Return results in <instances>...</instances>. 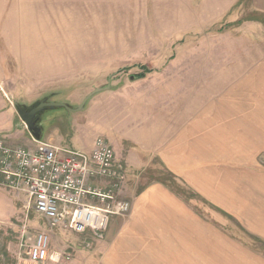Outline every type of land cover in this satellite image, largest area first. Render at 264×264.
<instances>
[{"label":"rangeland","instance_id":"rangeland-1","mask_svg":"<svg viewBox=\"0 0 264 264\" xmlns=\"http://www.w3.org/2000/svg\"><path fill=\"white\" fill-rule=\"evenodd\" d=\"M46 1L30 10L24 0H0V112L10 107L20 124L0 136L10 144L21 133L31 138L11 98L24 109L45 98L75 108L101 89L80 110L56 107L40 116L45 123L61 115L56 125L66 139L87 131L126 140L143 154L153 137L156 155L159 146L191 134L194 146L213 153L177 151L188 165L213 157L203 173L192 174L171 172L159 157L131 172L119 159L117 196L130 208L108 225L123 221V264H264V75L255 72H264V57L251 59L255 47L264 49V12L236 6L216 13L206 0ZM38 36L41 55L27 45ZM25 46L36 50L29 54ZM155 184L165 193L143 200ZM0 190L7 214L0 219V264H36L25 245L40 230L48 231L43 264L102 262L94 249L102 235L51 227L24 192ZM6 197L15 198L14 213ZM179 209L190 219L178 221Z\"/></svg>","mask_w":264,"mask_h":264},{"label":"built area","instance_id":"built-area-1","mask_svg":"<svg viewBox=\"0 0 264 264\" xmlns=\"http://www.w3.org/2000/svg\"><path fill=\"white\" fill-rule=\"evenodd\" d=\"M31 138L32 148L0 136V186L28 195L34 211L51 227L101 236L112 216L129 210L130 202L117 196L123 165L106 139L97 136L90 150H80ZM47 232L38 231L26 243L29 261H46ZM68 253L62 252L66 258Z\"/></svg>","mask_w":264,"mask_h":264},{"label":"crops","instance_id":"crops-1","mask_svg":"<svg viewBox=\"0 0 264 264\" xmlns=\"http://www.w3.org/2000/svg\"><path fill=\"white\" fill-rule=\"evenodd\" d=\"M45 1L46 0H37V1L36 0H24L26 4L25 7L28 6V9L30 10L33 9L34 7V4H32L33 2L34 3L40 2V5H42ZM51 1L53 2H51L50 4L53 5V4H60L58 3V1H63V0H51ZM205 2L213 3L214 8H213V5H210V9L211 11H214L216 13L219 11H224L226 9H234L236 6L238 7V9L242 8L243 6H250L251 10L253 11L264 12V0H206ZM47 11L52 12L53 7L47 9ZM249 22H255V21L251 20ZM36 28L38 29V33H41L39 32V30H42V26L38 25L36 26ZM35 34L37 33L35 32L34 35ZM30 36H32V34ZM44 43L45 42L42 41L40 36H38L36 41L30 40L27 45L31 47L37 45L38 46L37 48H39L40 49L39 51H41L39 52V54L41 55L43 53L42 45ZM53 44H57V43H52L51 45ZM256 44L257 43H254V45ZM261 44H264V41L261 43L259 42V45ZM29 46H25V49H26L25 51L31 54L32 51L33 50L35 51L36 49H30ZM258 52H256V47H255L253 55H251L252 60H256L258 56L264 57V49H261ZM255 72H257L258 76L264 75V72H261V70H255ZM217 109L219 108H211V110H215V111ZM13 112L14 110H12L10 107L8 108L6 105L3 107L2 111L0 112V131H3V130L6 131L7 129H10V128H14V129L20 128V124L18 123V121L13 120L14 117L12 119ZM58 116H61V115L49 116L52 119L51 121L49 118L47 121L45 120V123L43 121L42 126L43 124L44 126L42 130L41 140L46 141L50 144H55L59 146L66 145L74 149L90 150L92 148L95 137L92 138V135H87V131H86L84 135L85 137L82 138L83 137L82 136L80 138L81 133L77 131L76 133L80 135H77V136L72 135L67 139L66 137L63 138V133H62L63 131H61V127L56 125V122H57L56 118ZM210 119L213 120L212 118ZM160 126L161 125H159L158 127ZM124 128L126 129V124L123 122V130ZM18 131H20V129ZM164 131L171 132L169 131L168 123L164 126ZM164 131H162L161 133H163ZM108 140L114 148L115 156L117 160L119 159L124 160L129 165L131 172L137 171L139 168H142L145 166L146 167L150 166L153 163L154 159L157 157H159L161 161H163L164 165L167 166L168 170H170L173 173H178V174L203 173L204 172L203 168L205 166L212 165L211 163L213 162V157H206L203 159L195 160L194 162H191L189 165L185 163L183 164L181 162L177 151L183 152L185 154L188 151H191V152L197 151V153L195 154V157H199L205 152L209 153L205 145H200L199 147V146H194L192 144L193 138L191 134L185 137L180 136L179 138H173L169 140L167 144H163L159 146L158 148L159 151H158V154L156 155L155 154L153 155L150 152L152 148L155 146V142H156L155 141L156 139H154L153 137H148V139L146 140V143H143V147H145V151L143 152V154H141L140 152L138 153V148H136V151H134V150H131V147L126 146L125 145L126 140H123V144L122 142H119L117 139L113 137H109ZM11 141L17 144L22 143L26 145V147H30V148L35 146V143L33 142L32 138L22 133L19 134L18 138L16 139L14 138V140H11ZM257 144L258 143H255V145ZM162 148H165V149L162 150ZM200 151L202 152V154H200ZM209 154H213V153H209ZM161 187L162 186L160 184L149 185L147 189H149L150 191L145 192L146 190H144L142 192V193H145V195L144 194L142 195L143 200L145 196H146V199H148V196L152 195L154 192H158V194L165 193V191L162 190ZM166 194L168 195V193ZM11 199H12V203L11 201H9L10 199L7 198V205H10V206L13 205L12 211L10 213H14L15 207L17 204L15 202V198L12 197ZM172 201L175 202L174 200ZM144 203H150V202L148 200H145ZM2 208L3 207L0 206V219L1 218L4 219L7 217L6 213L1 214ZM182 208H185V206L183 205ZM186 216H187V219H190L191 217L190 215H185V210L183 209H179L178 212L176 211V217H177L176 219L178 221L179 219H182V220L185 219ZM100 242L101 244L98 246ZM116 242L120 244L119 248ZM97 248L99 249V252L102 253V258L104 255V258L102 262H94L93 264H123V221L119 222L118 220H115V219L111 220L108 227L102 232V237L97 239V242L94 245V249L97 250Z\"/></svg>","mask_w":264,"mask_h":264},{"label":"water","instance_id":"water-1","mask_svg":"<svg viewBox=\"0 0 264 264\" xmlns=\"http://www.w3.org/2000/svg\"><path fill=\"white\" fill-rule=\"evenodd\" d=\"M101 89H95L93 90L90 94H88L82 103L73 108L70 107L68 104L62 102V101H49V102H44L40 101L38 105L33 107L32 109H23L19 103L15 100L12 99V104L16 107V110L18 112L19 117L21 120L24 122L26 125L28 131L30 132L31 136H33L34 139L36 140H41L42 139V130L43 126L41 125L42 121H44L43 117L39 116L38 114L44 109L49 107L50 109L53 108H58V107H63L65 110L68 111H77L83 108V105L87 101V99L95 92L99 91ZM38 115V116H37Z\"/></svg>","mask_w":264,"mask_h":264},{"label":"flooded vegetation","instance_id":"flooded-vegetation-1","mask_svg":"<svg viewBox=\"0 0 264 264\" xmlns=\"http://www.w3.org/2000/svg\"><path fill=\"white\" fill-rule=\"evenodd\" d=\"M40 101L49 102V100H48V99H46V98H45L44 100H40ZM38 104H39V103H38ZM38 104H37V105H38ZM35 106H36V105H35ZM35 106H34V107H35ZM32 108H33V107H32ZM32 108H29V109H32ZM23 109H24V108H23ZM46 109H50V108H49V107H47V108H44L43 110H46ZM41 113H42V111H41V112H40L38 115L40 116V115H41ZM38 115H37V116H38Z\"/></svg>","mask_w":264,"mask_h":264},{"label":"trees","instance_id":"trees-1","mask_svg":"<svg viewBox=\"0 0 264 264\" xmlns=\"http://www.w3.org/2000/svg\"><path fill=\"white\" fill-rule=\"evenodd\" d=\"M142 75V74H141ZM140 76V75H139Z\"/></svg>","mask_w":264,"mask_h":264}]
</instances>
